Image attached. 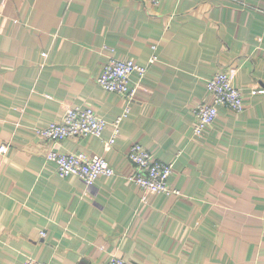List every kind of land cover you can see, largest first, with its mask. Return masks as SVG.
<instances>
[{"label": "crops", "instance_id": "obj_1", "mask_svg": "<svg viewBox=\"0 0 264 264\" xmlns=\"http://www.w3.org/2000/svg\"><path fill=\"white\" fill-rule=\"evenodd\" d=\"M153 53L132 101L97 83L109 57ZM218 71L243 108L218 105L195 134L192 108ZM253 87L264 88V0H0V264H264V94ZM68 104L103 116L102 136L41 139L35 129ZM132 142L173 163L178 193L129 178ZM51 146L99 154L115 172L91 185L60 176Z\"/></svg>", "mask_w": 264, "mask_h": 264}, {"label": "built area", "instance_id": "obj_2", "mask_svg": "<svg viewBox=\"0 0 264 264\" xmlns=\"http://www.w3.org/2000/svg\"><path fill=\"white\" fill-rule=\"evenodd\" d=\"M157 3L159 0H152ZM155 49V46H152ZM157 55L153 53L147 64H140L132 58L109 57L102 66L101 74L96 78L97 83L105 90L120 94L127 101H132L142 85L147 66L155 62ZM136 79L130 82L131 75ZM206 91L209 99L199 102L192 108L195 117L193 132L201 134L215 120L218 105H224L229 110L238 112L243 108L242 92L236 87L231 76L225 71H218L206 80ZM264 94V88L253 87L250 94ZM129 107H124L122 113L111 123V133L104 139L103 146L109 150L114 144L120 131V123L127 116ZM108 121L98 114L92 107L82 104H68L60 119L35 129V133L45 140L60 141L67 137L93 135L101 137ZM7 150V145H0V152ZM128 161L134 166V172L129 178L140 188L149 193L162 192L165 194L178 193L171 188L169 176L172 173L173 163L163 162L147 150L139 142H132L126 153ZM45 158L51 161L60 176L73 174L81 178L87 185H91L101 176L114 174V168L99 154H88L80 151L65 153L53 146L45 152ZM43 235L44 232L41 231ZM22 264H45L31 257ZM107 264H131L119 256H113Z\"/></svg>", "mask_w": 264, "mask_h": 264}]
</instances>
